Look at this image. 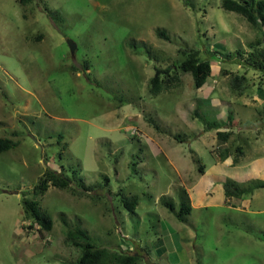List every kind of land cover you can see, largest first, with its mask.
<instances>
[{
  "label": "rangeland",
  "instance_id": "obj_1",
  "mask_svg": "<svg viewBox=\"0 0 264 264\" xmlns=\"http://www.w3.org/2000/svg\"><path fill=\"white\" fill-rule=\"evenodd\" d=\"M41 1L60 19L38 0H0V137L19 142L0 155V264L77 262L81 251L67 242L64 220L99 248L139 255L138 264H264V189L197 208L200 166L237 158L227 180L264 181V78L247 67V90L238 95L232 80L246 68L242 57L225 56L251 52L263 29L222 0ZM181 47L201 50L202 59L212 54L207 86L197 90L183 74L180 87L150 94L156 68L184 61ZM213 122L233 130L229 142L209 129ZM49 169L75 187L80 172L93 197L53 186L35 196ZM182 188L195 207L186 221L178 218ZM124 195L139 199L134 213ZM24 197L51 215L50 233L29 228Z\"/></svg>",
  "mask_w": 264,
  "mask_h": 264
},
{
  "label": "trees",
  "instance_id": "obj_2",
  "mask_svg": "<svg viewBox=\"0 0 264 264\" xmlns=\"http://www.w3.org/2000/svg\"><path fill=\"white\" fill-rule=\"evenodd\" d=\"M22 6H29L36 2V0H18ZM39 6L48 14L52 19L59 20L60 12L52 9L46 5L45 2L38 0ZM222 8L229 12H235L257 28H262L264 31V0H222ZM157 35L167 41L170 37L166 30L158 29ZM137 43H133V48L136 49ZM222 48L223 46L220 45ZM251 52L247 53L245 50H237L236 52L227 53V58L242 57V68H246L245 73L236 74L232 80V87L235 93L240 96L245 94L247 90L246 82L248 83V68H253L256 71L262 73L264 78V35L262 39L256 40L254 43L249 44ZM150 53V51H148ZM179 54L182 55L184 61L179 64L174 63L173 65L168 64L165 68H156L155 74L149 82L150 94L156 96L162 92L171 91L178 88L182 84V75L191 74L194 81V86L197 90L204 89L207 86L209 78L212 76L213 64L210 62L208 57L212 55L210 52L206 54L205 59H202L201 50L194 47H181ZM238 62H241L240 60ZM87 70L90 67L87 63ZM264 81L261 80L259 88L262 91ZM208 127L211 130H216L217 138L227 143L233 135V130L222 131L220 125L217 122L212 124L208 123ZM208 129V130H209ZM182 139V138H180ZM178 140V139H176ZM183 142V141H181ZM19 146V142L7 138L0 137V155L13 150ZM229 149H224L220 153L222 161H226L230 156ZM239 155H243L241 148L237 149ZM219 157V158H220ZM240 162L235 158L233 166H236ZM199 173L203 175L205 173V166L199 167ZM74 180L77 186L71 185L72 181L68 179L64 174H60L54 170H47L43 176L39 179L38 184L34 188L35 196H43L47 193L51 186L69 191L73 196L80 198H92L94 192L93 187L87 186L83 179L78 180L80 172L74 171ZM264 189V181L262 180H251L245 183H239L235 180H227L224 183L225 195L228 199H244L245 196L254 194L255 191ZM123 205L130 212L134 213L139 206V199L136 197H128L124 195L122 201ZM24 208V214L26 220L31 221L30 229H39L41 232L50 233L54 227L53 218L47 213L40 205L39 201L31 200L26 197L22 199ZM163 204L171 211H176V206L173 201L165 200ZM178 218L181 221H186V216L190 215L193 211L191 199L186 189H181V203ZM66 227V238L67 242L71 243L75 248L81 251V256L77 262L73 264H138L141 257L136 254L118 253L116 251L111 252L107 248H99L91 237L87 230L83 228H72L64 220Z\"/></svg>",
  "mask_w": 264,
  "mask_h": 264
},
{
  "label": "crops",
  "instance_id": "obj_3",
  "mask_svg": "<svg viewBox=\"0 0 264 264\" xmlns=\"http://www.w3.org/2000/svg\"><path fill=\"white\" fill-rule=\"evenodd\" d=\"M260 160V159H258ZM228 161V160H227ZM236 166L229 165L226 162H219L216 164H213V166L209 169L206 168L205 166V173L201 176V189L200 193L202 195L201 201H199L196 205L197 208L201 207L206 204L209 205L208 201H225L229 200L226 195H225V190H224V183L226 182V177L230 178L231 177V172L229 168H233ZM237 170L240 171H245L247 169H242V168H236ZM250 171L248 170V173ZM247 173V172H246ZM240 181V180H239ZM245 181V180H244ZM215 191V192H214ZM189 194V193H188ZM192 197V195H190ZM190 197V199H191ZM205 200H207L205 202ZM201 204V205H199ZM203 204V205H202ZM199 206V207H198ZM195 207H193L194 209Z\"/></svg>",
  "mask_w": 264,
  "mask_h": 264
},
{
  "label": "water",
  "instance_id": "obj_4",
  "mask_svg": "<svg viewBox=\"0 0 264 264\" xmlns=\"http://www.w3.org/2000/svg\"><path fill=\"white\" fill-rule=\"evenodd\" d=\"M69 44H70L71 53L74 56L76 53V50H77V45L75 43H73L72 41H70ZM147 264H153V263L150 261H147Z\"/></svg>",
  "mask_w": 264,
  "mask_h": 264
},
{
  "label": "clouds",
  "instance_id": "obj_5",
  "mask_svg": "<svg viewBox=\"0 0 264 264\" xmlns=\"http://www.w3.org/2000/svg\"><path fill=\"white\" fill-rule=\"evenodd\" d=\"M199 90H201V89H199Z\"/></svg>",
  "mask_w": 264,
  "mask_h": 264
}]
</instances>
